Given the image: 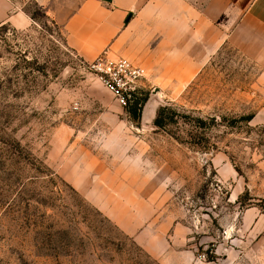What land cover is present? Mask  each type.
<instances>
[{"label": "rangeland", "instance_id": "1", "mask_svg": "<svg viewBox=\"0 0 264 264\" xmlns=\"http://www.w3.org/2000/svg\"><path fill=\"white\" fill-rule=\"evenodd\" d=\"M13 1L34 22L0 26V264H264V222L243 221L264 214L262 63L223 43L123 107L36 0Z\"/></svg>", "mask_w": 264, "mask_h": 264}, {"label": "crops", "instance_id": "2", "mask_svg": "<svg viewBox=\"0 0 264 264\" xmlns=\"http://www.w3.org/2000/svg\"><path fill=\"white\" fill-rule=\"evenodd\" d=\"M36 1L82 61L127 59L165 91L195 77L223 43L264 67V0ZM33 22L13 0H0V26ZM248 219L257 227L264 214L251 207Z\"/></svg>", "mask_w": 264, "mask_h": 264}, {"label": "built area", "instance_id": "3", "mask_svg": "<svg viewBox=\"0 0 264 264\" xmlns=\"http://www.w3.org/2000/svg\"><path fill=\"white\" fill-rule=\"evenodd\" d=\"M83 63L100 78L123 107L134 102L147 75L145 68L127 59L109 60L106 54L92 62Z\"/></svg>", "mask_w": 264, "mask_h": 264}, {"label": "trees", "instance_id": "4", "mask_svg": "<svg viewBox=\"0 0 264 264\" xmlns=\"http://www.w3.org/2000/svg\"><path fill=\"white\" fill-rule=\"evenodd\" d=\"M166 110H168L166 107L162 106L158 109V112L156 114V117L154 119V124L157 126V127H163L165 122H164V115H165V112ZM132 113L134 114V116L136 117L138 114H137V108H135ZM254 118V115H250L248 117H246L245 119H247L248 121H251L252 119Z\"/></svg>", "mask_w": 264, "mask_h": 264}, {"label": "bare ground", "instance_id": "5", "mask_svg": "<svg viewBox=\"0 0 264 264\" xmlns=\"http://www.w3.org/2000/svg\"><path fill=\"white\" fill-rule=\"evenodd\" d=\"M152 103H153V101H150V102L148 103L147 110H148L149 106H150Z\"/></svg>", "mask_w": 264, "mask_h": 264}]
</instances>
